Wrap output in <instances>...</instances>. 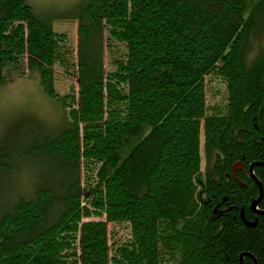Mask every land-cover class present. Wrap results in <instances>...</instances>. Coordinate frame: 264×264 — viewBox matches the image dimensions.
<instances>
[{"label": "trees", "instance_id": "obj_1", "mask_svg": "<svg viewBox=\"0 0 264 264\" xmlns=\"http://www.w3.org/2000/svg\"><path fill=\"white\" fill-rule=\"evenodd\" d=\"M33 73L62 116L0 134V264H264V0H0V87Z\"/></svg>", "mask_w": 264, "mask_h": 264}, {"label": "rangeland", "instance_id": "obj_2", "mask_svg": "<svg viewBox=\"0 0 264 264\" xmlns=\"http://www.w3.org/2000/svg\"><path fill=\"white\" fill-rule=\"evenodd\" d=\"M80 0H26L32 6L38 15L53 16V14L64 15L70 11ZM55 30L68 37V45L75 49L77 42V25L69 21H56ZM105 61L110 59V55L105 54ZM76 80L74 78L65 79L57 74L56 90L61 94H66L70 89L76 91ZM23 116L36 117L42 120L47 126L52 127L60 122L62 114H60L59 105L55 101L42 93L36 75L27 74L19 76L7 82L0 87V134L5 131L6 123L9 120H19ZM144 136V131L138 133V136L125 143L119 150L121 158L126 157L127 152L135 146L136 142ZM25 164V163H24ZM21 163V166H24ZM20 166L21 172L23 167ZM204 170V164L201 171ZM17 181L18 187L26 183L24 173L17 174L14 181ZM114 241H126L129 237L126 225L111 226Z\"/></svg>", "mask_w": 264, "mask_h": 264}, {"label": "water", "instance_id": "obj_3", "mask_svg": "<svg viewBox=\"0 0 264 264\" xmlns=\"http://www.w3.org/2000/svg\"><path fill=\"white\" fill-rule=\"evenodd\" d=\"M260 164H261V165H264L263 163H255V164H253V166H254V165L257 166V165H260ZM231 170H232V174H233V177H234L235 181H237L236 178H235V174H234V172H235V171H238V170H242V165H241V163L238 162L237 164H235V165L232 167ZM249 171H250V173H251V178H252L253 181L258 185V188H259V194H258L259 197H258L255 201L252 202V204H251V208H252L253 212L256 213L257 215H258V214H262L261 212H259V211L257 210V207H256V205L259 203L260 199L262 198V195H261V193H262V189H261V187H260V184H258V182H257L256 179H255V176H254L253 173H252V167H250ZM241 219L244 221V223H245L247 226H252V224H254V223H252V224L247 223L246 220L243 218L242 213H241ZM242 258H243V255L240 257V264H242V263H241V262H242ZM249 258H250L255 264H257L252 256L249 255Z\"/></svg>", "mask_w": 264, "mask_h": 264}, {"label": "flooded vegetation", "instance_id": "obj_4", "mask_svg": "<svg viewBox=\"0 0 264 264\" xmlns=\"http://www.w3.org/2000/svg\"><path fill=\"white\" fill-rule=\"evenodd\" d=\"M240 163V162H239ZM261 163V162H260ZM253 164H255V163H253ZM253 164H251L250 166H249V168H248V170H247V173L249 174V176L251 177V173H250V171H249V169H250V167H252V173H253V169L255 168V167H260V166H264V165H261L260 164V166L259 165H257V166H253ZM264 164V163H263ZM239 172H243L244 173V168H243V166H242V170H238ZM238 171H235L234 172V174L236 173V172H238ZM231 174H232V170H231ZM233 175V174H232ZM236 175V174H235ZM236 177V176H235ZM234 178V177H233ZM260 187H261V185H260Z\"/></svg>", "mask_w": 264, "mask_h": 264}, {"label": "bare ground", "instance_id": "obj_5", "mask_svg": "<svg viewBox=\"0 0 264 264\" xmlns=\"http://www.w3.org/2000/svg\"><path fill=\"white\" fill-rule=\"evenodd\" d=\"M258 194H259V192H258ZM253 202V201H252ZM252 202H251V204H252ZM250 207H251V205H250ZM251 210H252V208H251ZM253 211V210H252Z\"/></svg>", "mask_w": 264, "mask_h": 264}]
</instances>
